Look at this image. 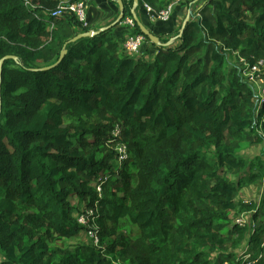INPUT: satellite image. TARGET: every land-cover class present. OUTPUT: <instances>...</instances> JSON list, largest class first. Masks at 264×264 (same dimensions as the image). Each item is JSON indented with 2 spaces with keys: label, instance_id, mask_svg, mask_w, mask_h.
I'll list each match as a JSON object with an SVG mask.
<instances>
[{
  "label": "trees",
  "instance_id": "trees-1",
  "mask_svg": "<svg viewBox=\"0 0 264 264\" xmlns=\"http://www.w3.org/2000/svg\"><path fill=\"white\" fill-rule=\"evenodd\" d=\"M62 1L0 0V61L10 56L0 80V264H243L239 253L255 249L259 259L264 98L247 73L264 59V0H191L182 34L183 21L158 35L160 46L146 37L152 54H128L115 37L134 0H122L121 23L76 41L99 27L53 18ZM175 1L141 0L136 12L142 21V4L160 12ZM237 52L246 63L232 60ZM119 143L130 160L115 168ZM255 186L260 200H245ZM89 208L101 247L88 236L61 243L87 231L75 214ZM240 213L245 225L232 218Z\"/></svg>",
  "mask_w": 264,
  "mask_h": 264
},
{
  "label": "built area",
  "instance_id": "built-area-1",
  "mask_svg": "<svg viewBox=\"0 0 264 264\" xmlns=\"http://www.w3.org/2000/svg\"><path fill=\"white\" fill-rule=\"evenodd\" d=\"M91 0H77L75 2H69V1H62L58 7L52 12L53 18H58L61 16H66L68 14H75L81 21H84L86 23L87 19V6L88 2ZM145 7L150 11L153 12V19H160L164 21L170 20L172 17L173 11H174V5H170L167 8L163 9L160 12L153 11V8L150 7L148 4H144ZM126 26H129L131 28H134L136 25V21L133 18V16H128L124 19L122 22ZM87 24V23H86ZM146 36L143 34H130L128 35L123 41H122V49L124 52L128 54H139L141 53V50L146 43ZM264 68V59L258 61L256 64H254L252 67L249 66L248 69V76L250 81H254L257 77L262 75V70ZM264 98V97H262ZM121 133V128L119 125H117L114 129V135L119 136ZM117 151V160L115 163V168H122L123 165L130 160L129 151L127 148V145L125 143H119L116 147ZM106 178L103 180H100V182L97 185L98 191H102V185L105 183ZM95 209L89 208L86 210V212L78 215V222L85 226L87 231L88 237L92 240L93 244L95 246L101 247L100 244V235L98 233L97 229V223H95ZM247 223L246 219L244 217H241L237 220V224L245 225ZM264 245V244H263ZM264 250V247H262ZM263 253L259 255V259L262 258ZM249 253L246 251L245 254ZM245 257V256H244ZM256 259V262L259 260ZM249 260H254L253 256ZM254 262V264L256 263ZM225 264H229L228 261L225 262ZM246 264V261H245Z\"/></svg>",
  "mask_w": 264,
  "mask_h": 264
},
{
  "label": "crops",
  "instance_id": "crops-1",
  "mask_svg": "<svg viewBox=\"0 0 264 264\" xmlns=\"http://www.w3.org/2000/svg\"><path fill=\"white\" fill-rule=\"evenodd\" d=\"M190 1L191 0H176L175 2H173L175 4V7L173 6L174 11H173L172 17L168 21H164L160 19H153V12H150L145 7V5L142 4L140 6L142 22L147 28H149L157 36L160 34L167 33L169 31H174L177 26V20H179L181 16L182 17L184 16L185 12L187 11L188 3ZM153 11L155 10L153 9ZM119 14H120V6L113 0H93L87 7L86 23L88 25L99 27L98 30H100L108 26L111 27L112 26L111 24L115 22ZM70 16L71 15L69 14L67 15L69 19H71ZM174 19H176L175 23H174ZM132 29L134 28H131V27L129 28V26H125L122 23L121 25H118L115 27L114 29L115 37L118 40H120L119 42H121L128 35L132 33ZM142 49H144V51H142L143 54H145L147 49H150V54L156 52V49L150 48V46H147V42L144 44ZM76 216H78V214Z\"/></svg>",
  "mask_w": 264,
  "mask_h": 264
},
{
  "label": "rangeland",
  "instance_id": "rangeland-1",
  "mask_svg": "<svg viewBox=\"0 0 264 264\" xmlns=\"http://www.w3.org/2000/svg\"><path fill=\"white\" fill-rule=\"evenodd\" d=\"M173 5L175 7V4L174 3H173ZM185 18H186V12H185V14H184L183 17L181 16L180 19L177 20V26H176V28L182 23V21L185 20ZM247 19L248 20L254 19V13H252V14L249 13ZM175 22H176V19H174V23ZM147 46H149V43H147ZM142 51H144V49L141 50V53H142ZM239 54L240 53L237 52L236 55L233 56L232 60L235 63L236 62L237 63H246V62H243L244 59L242 60L241 59L242 56L239 55ZM249 85H250L251 88H253L257 92V94L259 96L264 97V68L262 70V75L259 76V77H257L254 81H250V84ZM262 146H263L262 144H258L257 143L256 145H253V146H250V147H246L245 150L243 151V154H244L245 157H247L248 160H252L253 157H255L256 155L260 154V151L262 149ZM261 194H262V189L257 188L255 186V187H252L250 190L244 191L241 195H242V197L245 200H248V201H250V200L259 201L260 198H261ZM79 210L81 211V208H79ZM77 214H78V211L76 212L75 215H77ZM241 217H244V219H246V221H247V217L243 213L237 214V215H235V217H234V215L232 216L233 219L236 218L235 219L236 222ZM125 230L127 232H129L130 231V227L127 226ZM87 236L88 235H86V232H82L81 235H79V236H77L75 238H71V239L67 240V243L64 242V241H61V243L75 245L76 243H78L80 241H83V239L85 241H87L88 240V237ZM260 237H261V241H260L261 247H264V245H263L264 244V232L261 233ZM256 251H257V249H255L254 252H256ZM254 252H249V253L245 254V252L243 251V252H240L239 253L240 254L239 257L240 256H243V257L245 256L244 257L245 260L243 261V264H245V261H246V264H254V262H256V259L255 258L252 261L249 260L253 256ZM258 253H259V250H258ZM262 253L263 252H261L260 254H262ZM262 256H264V254Z\"/></svg>",
  "mask_w": 264,
  "mask_h": 264
},
{
  "label": "water",
  "instance_id": "water-1",
  "mask_svg": "<svg viewBox=\"0 0 264 264\" xmlns=\"http://www.w3.org/2000/svg\"><path fill=\"white\" fill-rule=\"evenodd\" d=\"M117 1L119 3V6H120V14L117 17V19L115 20V22L113 24H111L112 26L121 23V21L123 20V18L125 16V7H124V4H123V1L122 0H117ZM140 2H141V0H134V6H133V9H132L133 18L135 19L136 23L140 27L142 33L146 37H149L153 44H156V45L160 46L161 42L159 40V37L156 34H154L149 28H147L144 25V23L141 21V19L139 18L138 14L136 12V9L140 5ZM189 19H190V14H188L187 17L185 18V20L183 21V25H182V28H181V34L183 33L187 23L189 22ZM108 27H110V26H108ZM108 27L102 28V29L97 30V31L90 30V31L81 33V34L77 35L75 38H73L72 41H76L77 39H80L82 37H92V36L95 37V36H98L100 33H102ZM66 53H67V50L64 49L60 59H62ZM7 58H10V56H7V57L1 59V61H0V80H1V72H2L3 62ZM0 90H1V87H0ZM1 103H2V100H1V94H0V110H1Z\"/></svg>",
  "mask_w": 264,
  "mask_h": 264
}]
</instances>
